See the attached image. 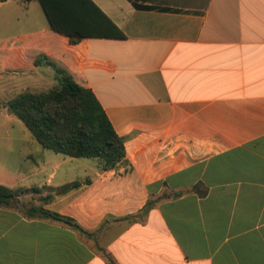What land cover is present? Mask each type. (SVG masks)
<instances>
[{
    "label": "crops",
    "instance_id": "1",
    "mask_svg": "<svg viewBox=\"0 0 264 264\" xmlns=\"http://www.w3.org/2000/svg\"><path fill=\"white\" fill-rule=\"evenodd\" d=\"M92 1L124 39L71 45L39 0L0 3L17 97L55 88V63L126 152L110 167L1 136L0 186L24 192L0 207V264H264V0Z\"/></svg>",
    "mask_w": 264,
    "mask_h": 264
},
{
    "label": "trees",
    "instance_id": "2",
    "mask_svg": "<svg viewBox=\"0 0 264 264\" xmlns=\"http://www.w3.org/2000/svg\"><path fill=\"white\" fill-rule=\"evenodd\" d=\"M39 1L51 29L66 37L71 45L88 38H125L123 31L92 0ZM46 64L54 68L57 86L48 92L25 93L12 99L9 110L46 149L75 158H101L110 167L125 160L124 139L115 132L93 91L76 83L55 63L46 60ZM69 187L61 191L66 192ZM22 192L0 186V207L13 204ZM28 214L64 222L86 234L71 219L47 210L31 208Z\"/></svg>",
    "mask_w": 264,
    "mask_h": 264
},
{
    "label": "rangeland",
    "instance_id": "3",
    "mask_svg": "<svg viewBox=\"0 0 264 264\" xmlns=\"http://www.w3.org/2000/svg\"><path fill=\"white\" fill-rule=\"evenodd\" d=\"M10 65L11 62L9 59L0 60V137L6 135L31 136L24 124L8 111V102L22 92L23 83L26 82L22 77L24 73H21L20 78V73H12ZM47 84L37 90H46L54 86L55 83H52V85ZM0 149L6 150L9 148L6 147L4 142H0Z\"/></svg>",
    "mask_w": 264,
    "mask_h": 264
}]
</instances>
